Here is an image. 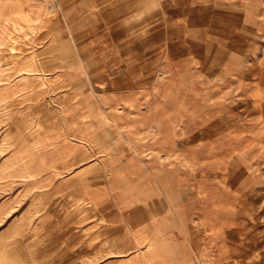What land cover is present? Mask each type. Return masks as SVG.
Masks as SVG:
<instances>
[{
    "label": "rangeland",
    "instance_id": "rangeland-1",
    "mask_svg": "<svg viewBox=\"0 0 264 264\" xmlns=\"http://www.w3.org/2000/svg\"><path fill=\"white\" fill-rule=\"evenodd\" d=\"M252 4L0 0V104L14 110L0 108V264H86L68 209L24 193L3 151L33 136L25 104L45 120L53 95L69 107L72 92L111 123L106 153L155 150L200 193L222 264H264V36Z\"/></svg>",
    "mask_w": 264,
    "mask_h": 264
},
{
    "label": "crops",
    "instance_id": "crops-1",
    "mask_svg": "<svg viewBox=\"0 0 264 264\" xmlns=\"http://www.w3.org/2000/svg\"><path fill=\"white\" fill-rule=\"evenodd\" d=\"M230 1L253 2L246 16H254L252 28L264 36V3L254 10V2L264 0ZM56 95L59 108L45 120H32L31 106H23L33 136L8 139L6 169L22 178L24 193H44L57 209H68L72 235L84 237L85 263L222 264V241L207 228L206 202L200 193L192 198L190 184L164 155L106 153L111 123L100 119L102 111L79 106L74 92L66 96H74L66 100L70 106L60 107ZM11 102L0 108L14 112ZM65 110L64 117L56 115Z\"/></svg>",
    "mask_w": 264,
    "mask_h": 264
}]
</instances>
